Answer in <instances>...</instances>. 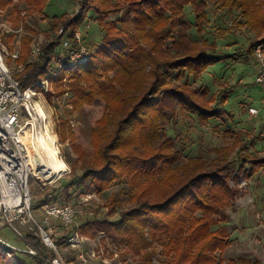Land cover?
<instances>
[{"label": "trees", "instance_id": "16d2710c", "mask_svg": "<svg viewBox=\"0 0 264 264\" xmlns=\"http://www.w3.org/2000/svg\"><path fill=\"white\" fill-rule=\"evenodd\" d=\"M12 1L0 0V7H10V16L17 15L23 22L39 15L50 28V40L42 47L40 59L27 64L17 76L23 88L43 80L67 62L68 50L62 45L65 41L76 44L74 35L92 12L103 31L91 59L64 70L54 82L59 95H71L74 110L84 112L96 102H102L103 107L101 117L93 122L90 149L77 144L71 134L82 174L65 190L69 195L73 188L84 193L87 190L83 184L92 178L94 190L102 194L113 184L127 181L131 194L125 204L131 207L124 210V203L115 197L106 207L109 215L119 211L118 221L95 218L80 225L79 232L89 237L103 233L126 242L141 264H153L155 244H160L168 264H250L243 257L227 263L222 259L231 245L227 208L239 193L231 183L237 163L240 172L250 166L246 170L250 178L264 171V157H252L243 147L236 161L230 160L228 148L216 149L219 159L214 161L182 159L175 140L163 129V120L176 105L197 114L206 124L223 116L212 106L215 97L207 100L205 91L198 94L187 84L178 83L188 75L197 79L209 66L234 57L217 54L215 45L189 37L184 19L186 6L195 9L200 30L208 22L210 2L219 1L229 10L239 8L247 17L252 8L250 0H75L81 6L79 13H55L52 18L46 13L52 0H18L26 7L25 15L19 6L11 8ZM257 22L251 23L255 26ZM26 27L28 32L38 34L29 25ZM61 28L63 32L57 34ZM31 42L26 35L19 63L27 62ZM256 47L251 43L249 54H254ZM221 100L226 103V96ZM53 198V194L48 195L40 204ZM67 236L56 244H66ZM25 242L37 252L36 256L27 254L39 264H50L56 256L35 233H29ZM9 262L0 251V264Z\"/></svg>", "mask_w": 264, "mask_h": 264}, {"label": "rangeland", "instance_id": "374dc122", "mask_svg": "<svg viewBox=\"0 0 264 264\" xmlns=\"http://www.w3.org/2000/svg\"><path fill=\"white\" fill-rule=\"evenodd\" d=\"M12 2L11 8L19 6V9L23 11L22 14H26L25 5L18 0ZM250 3L252 7L248 12L250 16L246 14L247 17H245L239 8L229 10L219 1L210 2L207 9L208 22H205L200 30L196 26L193 6L189 5L185 8L184 19L189 27V37L199 43L207 41L215 45L217 54L234 57L209 66L197 79L188 75L178 80L179 84H187L198 94L202 92L201 90L205 91L204 95L207 100L215 97L216 101L212 103V106L223 114L221 118H213L206 124L200 121L197 114L181 108L180 105H176L174 111L169 112L167 118L163 120V129L166 136L175 140V148L180 152L182 159L200 157L207 161H214L219 159V155L215 152L216 149L228 148L230 160L236 161L240 158V150L243 147H247L246 153L252 157H264V106L261 102L263 94L256 84L257 61L254 54H249L251 43L257 46L264 45V0H250ZM78 5L79 3L75 0H52L46 13L50 18L55 13L62 15L65 12L73 16L77 13ZM10 13V7L4 10L5 19L15 30L22 29L20 33L5 39L11 50L18 48V52L23 56L26 35L32 38L29 44V54L36 46L39 45L42 48L50 40L48 39L49 23L41 16L36 15L23 22L16 18L17 15L10 16ZM88 18L89 20L77 31L81 32L83 44L93 54L102 41L103 31L97 25V17L93 15V12ZM110 19L115 20L113 17ZM247 20H252V23L254 20L258 22L254 26L250 21L247 23ZM26 24L38 34L28 32ZM62 31L61 28L56 33L61 34ZM17 41L18 44H16ZM210 53L213 52L210 51ZM239 53L241 55L237 56ZM58 91L55 84L52 93H44L40 96L48 119L45 123L42 122L36 126L34 147L44 151L41 139L47 137L48 129L51 130L57 138L56 146L59 150V157L65 162L67 168L62 173V177L57 180L54 178L56 174L52 172L51 176L41 174L39 178L32 179V211L35 213L41 201L53 194V201L69 203L78 211L74 224L75 229L95 218L116 222L120 219L119 211L109 215L106 205L111 204L117 197L120 202L124 203L122 204L124 210L130 209L131 206L125 204L131 194V187L127 181L113 184L102 194L94 190L92 178L83 184L87 190L84 193L82 190L73 188L69 195L65 190L67 184L82 174L78 155L72 146L71 134H74L76 143L84 149L91 148L93 122L102 115V102H96L93 106L86 107L84 112H79L74 110L71 104V95H59ZM224 96L227 98L226 103L221 100ZM250 108L259 110V114L251 116ZM249 167L247 166L240 172L237 163L231 179L232 185L239 190V193L232 205L227 208L229 218L226 226L231 245L222 255L225 263L243 257L250 264L255 262L264 264V171L248 178L246 170ZM55 190L57 192L54 194ZM88 196L91 198L89 199ZM85 199L88 200L85 201ZM52 228L55 243L61 240L62 235H68L72 231V229L63 228L56 221H52ZM9 231V228H5L1 234L14 235L12 231ZM80 233L88 239L87 252L96 250L100 263L141 264L140 257L130 251L126 242L116 241L103 233L95 237ZM8 242L14 245L20 243V247L26 248L19 239L13 238ZM59 249L67 263L83 264L67 244H63V247ZM153 250L155 252L153 264H158L157 262L168 264L169 261L163 255L160 244H155ZM217 255L219 256L220 253L218 252ZM15 260L17 264H21L16 257ZM7 264L16 263L10 261Z\"/></svg>", "mask_w": 264, "mask_h": 264}, {"label": "built area", "instance_id": "2783aa9c", "mask_svg": "<svg viewBox=\"0 0 264 264\" xmlns=\"http://www.w3.org/2000/svg\"><path fill=\"white\" fill-rule=\"evenodd\" d=\"M80 10L81 6L78 5L77 13ZM21 31L22 29L12 28L4 17V10L0 8V225L10 228L22 239L26 237L24 228L27 227L30 233L39 236L44 244L55 252L56 256L50 264H71L67 263L59 246L53 240L52 220H61L66 229H72L67 236V246L75 251L83 264H88L98 258V252L91 250L88 253L86 249L88 239L74 228L78 216L76 208L69 203L48 202L42 206L44 217L38 221L32 211L31 181L34 177L39 178L37 172L47 170L43 160L39 161L34 157L36 126L48 119L40 96L52 93L54 82L60 78L61 73L66 69L84 65L91 59V53L83 44L81 32L77 31L74 35L75 45H70L68 41L62 45L68 50L67 62L59 64L58 68L43 80L23 88L17 76L25 71L27 64L40 59L42 48L36 46L29 54L27 62L19 63L20 53L16 48L11 50L5 39ZM254 56L258 64L256 84L261 88L263 94L261 102L264 106L263 44L256 47ZM249 114L256 116L259 110L250 108ZM61 177L62 174H56L55 179ZM13 248L0 237V251L11 257L8 249ZM29 251L37 254L34 249L29 248Z\"/></svg>", "mask_w": 264, "mask_h": 264}, {"label": "crops", "instance_id": "0c3cea01", "mask_svg": "<svg viewBox=\"0 0 264 264\" xmlns=\"http://www.w3.org/2000/svg\"><path fill=\"white\" fill-rule=\"evenodd\" d=\"M8 22H9V21H8ZM16 49H18V48H16ZM19 53H20V52H19ZM20 54H21V53H20ZM21 58H22V56H21ZM256 174H257V173H256ZM256 174H255V175H256ZM253 176H254V175H253ZM42 206H43V205L39 204V208H38V210H36V212L33 213L34 217H35L38 221H41L42 218L44 217V211H43ZM39 218H40L41 220H39ZM52 221H56V222H58V224H59L60 226H62L63 228H65L61 220L53 219ZM5 228H8V227H5V226H3V225H0V237H1L2 239H4L5 241L8 242V240H11V239H13V238H16V239H19V240L21 241V243L23 244L24 247H26V248H22V247H20V243L17 244V245H14V244H11V243L8 242L12 247H14L13 249H8V250H10V252H11V257H8V256L6 255V256L10 259V261H13V262H15V263L17 264V262H16V260H15V257H16V258L21 262V264H39V261H37L36 258H32L31 256H29V255L27 254V252L30 253V251H28L29 248H28L27 245H26L25 239H22V238H20L19 236H17V235H16V234H15L10 228H9V230L12 231L14 235L9 236V235H3V234H1V232H2ZM77 228H78V227H77ZM26 229H28V228H27V227L24 228V230H25V232H24V233H25V236H27V235L30 233L29 230H26ZM78 229H79V228H78ZM10 231H9V232H10ZM65 236H67V235H62L61 239L64 238ZM85 238H86V237H85ZM86 239H87V238H86ZM60 241H61V240H58L57 243H60ZM58 246H59V247H63V244H59ZM68 248H69V247H68ZM30 249H32V248H30ZM69 249L72 250L71 248H69ZM86 249H87V247H86ZM13 251H17V252L14 253ZM72 251H73V250H72ZM1 252H2V251H1ZM73 252H75V251H73ZM2 253H3V252H2ZM3 254H4V253H3ZM75 254H76V253H75ZM4 255H5V254H4ZM30 255H32V256H36L35 254H32V253H30ZM77 259H78V258H77ZM90 263H91V264H103L102 262L100 263L99 258L92 260ZM18 264H19V263H18Z\"/></svg>", "mask_w": 264, "mask_h": 264}, {"label": "bare ground", "instance_id": "6f19581e", "mask_svg": "<svg viewBox=\"0 0 264 264\" xmlns=\"http://www.w3.org/2000/svg\"><path fill=\"white\" fill-rule=\"evenodd\" d=\"M56 141H57L56 135L51 130L48 129L47 137L45 136L41 139V146L44 151L40 150L39 148H36L34 150V155H35L34 157L38 158L39 161L40 159L43 160V162L47 167V170H42L40 173L37 172V175L39 174V177L41 174L50 175L51 172L52 174L55 173L57 175H60L65 171V168H67L65 162H63L59 157V150L56 146Z\"/></svg>", "mask_w": 264, "mask_h": 264}]
</instances>
